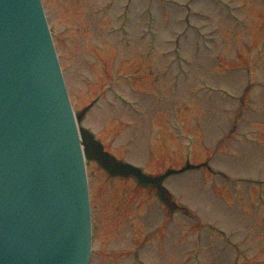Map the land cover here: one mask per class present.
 I'll return each instance as SVG.
<instances>
[{"label": "rangeland", "instance_id": "obj_1", "mask_svg": "<svg viewBox=\"0 0 264 264\" xmlns=\"http://www.w3.org/2000/svg\"><path fill=\"white\" fill-rule=\"evenodd\" d=\"M43 3L81 126L149 176L199 168L164 199L89 163L91 264H264V0Z\"/></svg>", "mask_w": 264, "mask_h": 264}, {"label": "water", "instance_id": "obj_2", "mask_svg": "<svg viewBox=\"0 0 264 264\" xmlns=\"http://www.w3.org/2000/svg\"><path fill=\"white\" fill-rule=\"evenodd\" d=\"M42 0H0V264H90L86 162L156 186L80 127Z\"/></svg>", "mask_w": 264, "mask_h": 264}]
</instances>
